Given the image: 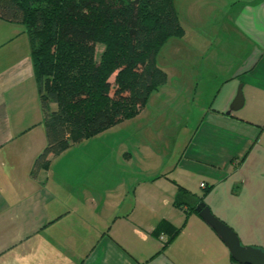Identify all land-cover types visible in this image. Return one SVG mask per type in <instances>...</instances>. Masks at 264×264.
Wrapping results in <instances>:
<instances>
[{
    "label": "crops",
    "instance_id": "obj_1",
    "mask_svg": "<svg viewBox=\"0 0 264 264\" xmlns=\"http://www.w3.org/2000/svg\"><path fill=\"white\" fill-rule=\"evenodd\" d=\"M260 3L246 32L258 56L234 86L264 90ZM236 92L193 123L176 157L106 171L104 155L73 144L32 173L46 137L29 43L20 24L0 19V264H233L198 213L175 206L177 185L202 197L242 245L264 250V129L227 114ZM160 221L169 227L156 236ZM172 227L163 247L159 236Z\"/></svg>",
    "mask_w": 264,
    "mask_h": 264
},
{
    "label": "trees",
    "instance_id": "obj_2",
    "mask_svg": "<svg viewBox=\"0 0 264 264\" xmlns=\"http://www.w3.org/2000/svg\"><path fill=\"white\" fill-rule=\"evenodd\" d=\"M0 19L20 24L29 43L46 137L32 173L73 144L135 116L166 80L157 52L183 32L173 0H0ZM177 187L175 206L195 211L202 197ZM168 225L160 221L153 234ZM171 229L163 247L179 231Z\"/></svg>",
    "mask_w": 264,
    "mask_h": 264
},
{
    "label": "rangeland",
    "instance_id": "obj_3",
    "mask_svg": "<svg viewBox=\"0 0 264 264\" xmlns=\"http://www.w3.org/2000/svg\"><path fill=\"white\" fill-rule=\"evenodd\" d=\"M173 4L183 32L169 38L156 54L165 82L150 93L135 116L77 143V150L104 155L106 171L176 157L197 120L215 100L221 96L226 100L225 93L240 85L244 104L234 113L248 115L258 133L264 129V90L243 81L234 86L235 78L258 56L246 32L260 0H173ZM101 49L96 46L97 55Z\"/></svg>",
    "mask_w": 264,
    "mask_h": 264
},
{
    "label": "water",
    "instance_id": "obj_4",
    "mask_svg": "<svg viewBox=\"0 0 264 264\" xmlns=\"http://www.w3.org/2000/svg\"><path fill=\"white\" fill-rule=\"evenodd\" d=\"M244 97L241 91V85L238 87L235 97L233 98L229 110L236 111L242 108ZM203 221L209 225L221 238L227 246L231 258L238 264H264V250L253 246L242 245L235 232L215 217L209 208L202 202L197 203L194 209Z\"/></svg>",
    "mask_w": 264,
    "mask_h": 264
},
{
    "label": "built area",
    "instance_id": "obj_5",
    "mask_svg": "<svg viewBox=\"0 0 264 264\" xmlns=\"http://www.w3.org/2000/svg\"><path fill=\"white\" fill-rule=\"evenodd\" d=\"M200 186H204V183H200ZM159 240H161L162 242H164L166 240V237L164 235H160L159 236Z\"/></svg>",
    "mask_w": 264,
    "mask_h": 264
}]
</instances>
